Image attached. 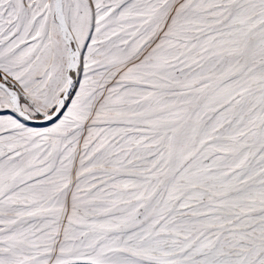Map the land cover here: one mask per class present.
<instances>
[{"label":"snow or ice","instance_id":"snow-or-ice-1","mask_svg":"<svg viewBox=\"0 0 264 264\" xmlns=\"http://www.w3.org/2000/svg\"><path fill=\"white\" fill-rule=\"evenodd\" d=\"M0 264H264V0H0Z\"/></svg>","mask_w":264,"mask_h":264}]
</instances>
